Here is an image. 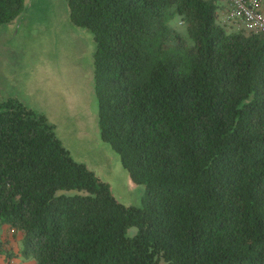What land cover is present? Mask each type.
Segmentation results:
<instances>
[{
	"label": "trees",
	"instance_id": "16d2710c",
	"mask_svg": "<svg viewBox=\"0 0 264 264\" xmlns=\"http://www.w3.org/2000/svg\"><path fill=\"white\" fill-rule=\"evenodd\" d=\"M67 6L95 43L100 138L145 200L118 203L42 114L0 97V255L7 228L36 264H264V33H227L222 0ZM24 11L0 0V26Z\"/></svg>",
	"mask_w": 264,
	"mask_h": 264
},
{
	"label": "rangeland",
	"instance_id": "374dc122",
	"mask_svg": "<svg viewBox=\"0 0 264 264\" xmlns=\"http://www.w3.org/2000/svg\"><path fill=\"white\" fill-rule=\"evenodd\" d=\"M28 2L25 16L0 26V97L42 114L71 158L106 183L118 203L141 207L145 187L132 183L119 155L99 135L92 34L70 24L67 0ZM219 13L218 22L226 25L227 33L242 28L225 11ZM136 230L128 229V235ZM15 257L17 264H36ZM157 264L166 263L160 259Z\"/></svg>",
	"mask_w": 264,
	"mask_h": 264
},
{
	"label": "built area",
	"instance_id": "2783aa9c",
	"mask_svg": "<svg viewBox=\"0 0 264 264\" xmlns=\"http://www.w3.org/2000/svg\"><path fill=\"white\" fill-rule=\"evenodd\" d=\"M227 18L247 31L264 33L262 0H227Z\"/></svg>",
	"mask_w": 264,
	"mask_h": 264
},
{
	"label": "crops",
	"instance_id": "0c3cea01",
	"mask_svg": "<svg viewBox=\"0 0 264 264\" xmlns=\"http://www.w3.org/2000/svg\"><path fill=\"white\" fill-rule=\"evenodd\" d=\"M28 5H29L28 0H25V11L22 14V16H25V13L27 11ZM224 6H225L224 11L226 12V15H227V8H228L227 0H225ZM263 11H264V8H263ZM21 18H19V19H21ZM55 132H56V129H55ZM57 133H56L57 138L61 142L62 146L66 149L65 145L63 144L62 139L59 137V135ZM11 232H12V230H11ZM2 239L4 240V244H3L4 250H10L13 253V255H12V257L6 259V257L1 254L0 255V264H17L16 263L17 261L15 259L16 258L15 256L18 255V240H19V236H17L15 238L12 234H10L8 232V229L7 228H3Z\"/></svg>",
	"mask_w": 264,
	"mask_h": 264
}]
</instances>
